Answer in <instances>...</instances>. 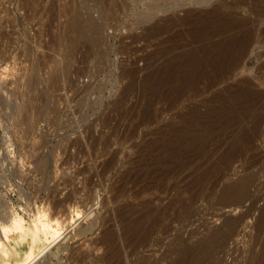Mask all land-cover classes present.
<instances>
[{
  "label": "rangeland",
  "instance_id": "374dc122",
  "mask_svg": "<svg viewBox=\"0 0 264 264\" xmlns=\"http://www.w3.org/2000/svg\"><path fill=\"white\" fill-rule=\"evenodd\" d=\"M32 230L31 264H264V0H0V264Z\"/></svg>",
  "mask_w": 264,
  "mask_h": 264
},
{
  "label": "bare ground",
  "instance_id": "6f19581e",
  "mask_svg": "<svg viewBox=\"0 0 264 264\" xmlns=\"http://www.w3.org/2000/svg\"><path fill=\"white\" fill-rule=\"evenodd\" d=\"M6 222V221H5ZM37 223V222H36ZM3 224V223H2ZM32 224V223H31ZM36 228H38V231H40L41 233H43L44 235H48L50 236L52 239H56L60 234L59 231L53 227H51L50 224H48L47 222H42V221H38V224H36ZM53 225V224H52ZM31 226V225H30ZM57 228V227H56ZM36 230V229H35ZM35 230L31 231L32 233V240H33V245L30 247V249L28 250L27 253H25V260L23 261L22 264H31L34 262V260L43 252L44 247L42 249H40L37 253H33V249L35 248V246L38 243V238L37 235L35 234ZM3 233V232H2ZM54 241V240H53ZM46 246V245H45ZM5 249V245L0 241V250L4 251ZM20 262V261H19ZM18 261L16 264H20Z\"/></svg>",
  "mask_w": 264,
  "mask_h": 264
}]
</instances>
